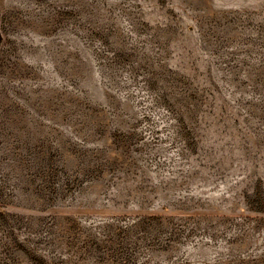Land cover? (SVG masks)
Listing matches in <instances>:
<instances>
[{
  "label": "rangeland",
  "instance_id": "obj_1",
  "mask_svg": "<svg viewBox=\"0 0 264 264\" xmlns=\"http://www.w3.org/2000/svg\"><path fill=\"white\" fill-rule=\"evenodd\" d=\"M0 264H264V0H0Z\"/></svg>",
  "mask_w": 264,
  "mask_h": 264
}]
</instances>
